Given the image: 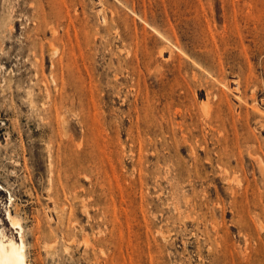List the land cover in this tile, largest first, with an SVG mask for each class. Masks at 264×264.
Wrapping results in <instances>:
<instances>
[{
    "label": "rangeland",
    "instance_id": "rangeland-1",
    "mask_svg": "<svg viewBox=\"0 0 264 264\" xmlns=\"http://www.w3.org/2000/svg\"><path fill=\"white\" fill-rule=\"evenodd\" d=\"M7 209L28 264H264V0H0Z\"/></svg>",
    "mask_w": 264,
    "mask_h": 264
},
{
    "label": "bare ground",
    "instance_id": "bare-ground-1",
    "mask_svg": "<svg viewBox=\"0 0 264 264\" xmlns=\"http://www.w3.org/2000/svg\"><path fill=\"white\" fill-rule=\"evenodd\" d=\"M6 214V219L9 220L11 227L18 228L19 238L13 234L14 232L9 233L6 230V225L0 227V264H28L27 244L23 234L22 221L9 209ZM0 222L5 223L3 220Z\"/></svg>",
    "mask_w": 264,
    "mask_h": 264
}]
</instances>
